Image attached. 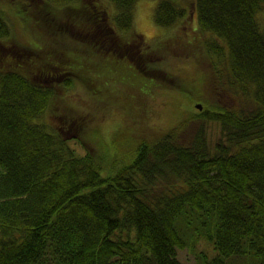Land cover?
Here are the masks:
<instances>
[{"label": "trees", "instance_id": "16d2710c", "mask_svg": "<svg viewBox=\"0 0 264 264\" xmlns=\"http://www.w3.org/2000/svg\"><path fill=\"white\" fill-rule=\"evenodd\" d=\"M100 1L80 0L67 24L85 46L80 63L96 56L105 65L110 51L112 72L93 77L59 63L58 45L47 41L12 55L15 47L0 45V264H183L178 249L203 238L214 253L198 250L197 264H264V0H193L214 74L198 97L221 89L239 99L196 114L220 124L213 147L205 120L191 132L189 116L156 139L132 142L147 122L142 112L152 111L141 84L155 77L154 48L135 29L138 0ZM188 13L187 4L159 0L154 19L175 31ZM11 34L0 6V41ZM77 81L93 102L47 122ZM106 107L128 114L124 135L113 128L103 138Z\"/></svg>", "mask_w": 264, "mask_h": 264}, {"label": "rangeland", "instance_id": "374dc122", "mask_svg": "<svg viewBox=\"0 0 264 264\" xmlns=\"http://www.w3.org/2000/svg\"><path fill=\"white\" fill-rule=\"evenodd\" d=\"M21 1L26 3L25 9L21 7L19 2H15V0H11L13 5L7 0H0V6L4 9V14L12 26L11 38H9L8 41H0V45L6 44L7 46L15 47L14 49L11 48L8 54L12 55L14 52H19V47H34L35 45H33L32 42L36 44L42 43L44 45L43 41H47L51 44L58 45L56 49L60 52L56 54V57H59L57 59L59 63H65L67 59L70 61V66L74 69L79 68L83 72L87 71L93 77L97 72L98 75L101 73V68L107 72L113 71V69L109 68L111 66L110 63L114 60V56L110 54V51L105 65L102 64L100 59L96 56L86 58L85 65L80 63L78 57L81 55L87 56V53L84 51L85 46L70 37L72 36V30L73 32L76 31V25L72 24L69 26L68 24L70 23L67 24L68 15L72 12L70 9L76 10L80 8V0H48L51 2L50 6L56 7V10L51 9V7L48 6V2L46 3L44 0ZM175 1L184 7L187 4L189 8L187 18L182 20L183 22H178L175 25V31L172 27H165L156 23L154 12L159 0H138L135 4V29L141 33L140 38L146 40L154 48V51H152L149 56L153 58L152 65L154 68L151 71L154 72L155 75L153 76L155 77L150 78V76H142L143 81L141 84V92L144 95V100H146L147 106L152 107V111L150 112V117H147L142 112L141 119L145 118L147 121L145 122V127L150 130L146 131L152 135L154 132H157V136H160L163 131L177 124L186 116H189L188 118L194 122L191 124V132L199 128L202 122L201 120H205L204 125L207 139L209 144L213 147L221 135L220 124L217 121L210 120L206 117H200L196 114L206 111L208 107L213 108L217 106L218 108H224L227 106L226 104L236 103L239 99L237 95H232L221 89L219 92L217 89L216 92L211 91L208 93L209 98L208 100L204 99V102L198 97L207 92V81L209 80L212 85V77H214L212 65L209 63L210 59L204 56L206 53V51H204V38H207V36H205V34L202 35L198 28L197 16L194 14L195 9L193 0H184L183 3L180 0ZM111 4L113 5L112 2ZM111 8L112 11H114L115 8ZM111 8H109V10ZM57 10L65 11L58 12ZM19 11H21V13ZM113 14V12L110 13V15ZM261 17L264 19V13H262ZM56 22H59L63 27H58ZM208 34L210 35V33ZM49 43L45 44L46 50L50 48ZM79 44L81 47L80 49L83 50L81 53L69 49H78ZM132 44L133 47H135L138 42L136 41ZM42 50L44 49L42 48ZM25 51L26 50L23 49L22 52ZM118 58L124 59L120 56ZM78 59L79 61H77ZM48 60L49 58L47 56L46 63H48ZM180 71H182L183 74H181ZM155 78L157 79V84L151 85L155 82ZM158 78H160L161 81H158ZM55 79L56 78H54L53 81H55ZM119 80L120 77L112 76L110 82L116 84L114 82H120ZM180 80L185 82L183 87L186 88V91L178 90L183 85L179 84ZM124 83L131 84L130 81ZM124 83L121 82L123 88L129 86ZM160 83L161 87L158 86ZM109 87L112 90L114 86L109 85ZM60 90L62 91L61 87L57 90L58 93ZM62 95L63 97L56 98L53 108L49 110L45 116L47 122H51L52 124L55 123V125H57V121L62 122L61 119L58 120L57 116L51 114L56 112L54 109L55 107L58 109V112L64 110L70 115H74L77 109L87 108L86 105L93 102L90 94L87 93L83 85L78 81L70 90L64 91ZM198 103L202 105L201 108L197 106ZM126 115H128L126 112L118 113V109L106 107L102 113V120L104 123L103 126H101V131L104 136L103 138L108 140L109 134L113 128L116 129V131L120 130L122 135H124L126 129L125 127L123 128V126L127 123ZM202 249L208 250L210 254L214 253L212 246L203 238L196 243L195 248H189L187 246L178 249V257L183 264H197V251Z\"/></svg>", "mask_w": 264, "mask_h": 264}, {"label": "bare ground", "instance_id": "6f19581e", "mask_svg": "<svg viewBox=\"0 0 264 264\" xmlns=\"http://www.w3.org/2000/svg\"><path fill=\"white\" fill-rule=\"evenodd\" d=\"M170 77H172V76H170ZM158 81H161L160 78H158ZM160 85H161V83H160ZM178 90H181V88H179ZM181 91H183V90H181ZM56 112L58 113V111H56ZM60 118H61V120H64L63 119L64 117L60 116ZM137 119H138L139 122H141L139 120L140 118H137ZM69 122H71V121H69ZM69 125H70V129L75 127V130L78 132V129L80 128V126L77 125V121H72ZM145 126H146V123H142V122L138 123V126L136 127L137 130L135 131L136 134H134L135 137L132 139V142H134V144L139 142V140H141V139H143L145 137L148 138V139L151 138L149 132L146 131V130H150V129L145 127ZM152 137H155V139H156L157 138V132H154Z\"/></svg>", "mask_w": 264, "mask_h": 264}, {"label": "water", "instance_id": "95a60500", "mask_svg": "<svg viewBox=\"0 0 264 264\" xmlns=\"http://www.w3.org/2000/svg\"><path fill=\"white\" fill-rule=\"evenodd\" d=\"M197 106L200 107V108L202 107V105L200 103H198Z\"/></svg>", "mask_w": 264, "mask_h": 264}]
</instances>
